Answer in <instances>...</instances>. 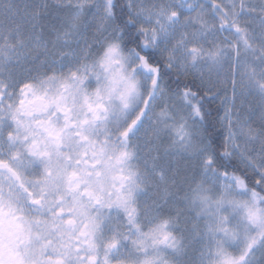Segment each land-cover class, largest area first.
Segmentation results:
<instances>
[{"label": "snow or ice", "instance_id": "6c2138e0", "mask_svg": "<svg viewBox=\"0 0 264 264\" xmlns=\"http://www.w3.org/2000/svg\"><path fill=\"white\" fill-rule=\"evenodd\" d=\"M0 264H264V0H0Z\"/></svg>", "mask_w": 264, "mask_h": 264}]
</instances>
